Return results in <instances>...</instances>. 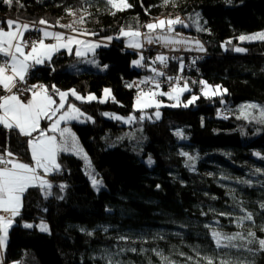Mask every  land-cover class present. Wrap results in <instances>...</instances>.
<instances>
[{"label":"trees","instance_id":"obj_1","mask_svg":"<svg viewBox=\"0 0 264 264\" xmlns=\"http://www.w3.org/2000/svg\"><path fill=\"white\" fill-rule=\"evenodd\" d=\"M128 3L132 7L108 11L107 0H0L4 30L8 20L26 21L30 29L24 37L35 33L41 39V29H60L61 20L74 15L70 25L76 31H63L108 42L88 57L101 70L59 51L27 73L26 82L41 83L52 96L53 86L96 96L91 103L69 98L90 118L69 125L90 167L76 155L60 154V169L48 179L51 194L39 188L24 194L20 214L0 247L3 263L108 264L110 256L118 264H165L162 257L173 264H207L208 257L214 264H264L258 244L264 239V124L257 122L259 109L247 110L256 120L242 111L247 104L264 108V40L238 39L264 31V0ZM177 16L184 24L176 25L175 32L199 40L204 57L185 77L180 76L185 60L169 61L165 77L154 76L152 62L126 47L121 30L141 32L153 20ZM237 47L245 51L236 52ZM138 59L142 66L133 64ZM153 76L157 81L177 76L191 91L183 98H199L188 107L136 110L133 81ZM201 80L227 91L204 97ZM105 89L110 96L103 99ZM157 110L159 119L153 118ZM130 116L136 119L125 122ZM8 152L30 161L26 138L0 127V155ZM90 172L103 188H93ZM248 213L252 220L242 219ZM42 224L48 231L40 230ZM213 231L240 233L245 239L231 242L237 248H217ZM249 232L255 234L252 243Z\"/></svg>","mask_w":264,"mask_h":264},{"label":"snow or ice","instance_id":"obj_2","mask_svg":"<svg viewBox=\"0 0 264 264\" xmlns=\"http://www.w3.org/2000/svg\"><path fill=\"white\" fill-rule=\"evenodd\" d=\"M165 2L167 3V0H165ZM5 3L11 4V0H5ZM107 3L116 11H123L132 7V5L128 3V0H107ZM69 14L72 13L70 12ZM112 14L115 15V12ZM39 23L47 24V21L40 20ZM183 24V20H181L178 16L176 18L157 19L155 22L148 23L143 26L148 29V32L146 33H141L139 30L125 31L122 29L121 35L128 38L127 46L134 49L142 47L141 37H143L147 43L160 41L163 42L165 46H168L170 44L185 42L182 40H176L171 36V33L175 31V26ZM7 25L10 29L9 31H5L3 28H0V56L8 58L0 63V86H2L4 91L9 93L8 95L0 96V126H3L9 131L17 130L20 135L30 138L33 137V133L38 132L39 135L28 140L33 160L32 165L18 161L13 157L11 152L6 153L7 157H12L10 159L6 158L5 155H0V213H3L0 214V247H3L6 244L8 231L14 222V218L20 214L24 194L30 188H39L45 193V195L51 194L50 190L52 188V184L45 179L44 176L54 171H59L60 165L57 163L58 153L72 150L74 153L79 154L83 151L79 147L76 137L71 132L70 128L60 127L61 122L67 123L68 121L76 120L80 116H83V113L79 110V108H76L70 103L67 108H65L67 103L66 97H68L69 92H61L53 86V91L60 97L59 103H57V101L53 99V96L49 94L48 90L44 88L43 85H34L29 89H20L18 88V84L26 82L27 73L33 64H41L44 63L45 60L50 61L52 56L61 49H65L69 54H72L73 45H75V55L77 57L84 58L87 56L88 52H92L94 54L95 50L101 47L100 43L80 40L72 35L65 36L61 33H50L43 29L40 30L43 32V37L53 39L56 42L54 44H45L44 39H39L37 41H33L31 45H29L23 40L24 32L30 29L28 24L21 25L16 21L8 20ZM61 27L72 29V25H61ZM72 30L76 31V29ZM79 34L84 35L85 33L81 32ZM107 39L110 41L112 38L108 37ZM238 39L242 42L255 39L264 40V32L257 33L252 36L241 35ZM195 44L198 50H204L199 41H196ZM28 47H30V51L25 52L24 49ZM13 49H15V51H13ZM235 51L244 52L245 49L237 47L235 48ZM142 59L143 57H141V60ZM141 60L134 61V63L137 66H142ZM156 60L165 67L167 66V57L159 55L156 57ZM86 62L95 63V61ZM97 66L99 67V65ZM153 71L156 72V75H164L162 71H157L156 69H153ZM148 82V80L142 81V83ZM152 82L155 83L157 89L160 87L158 82ZM193 83H195V81ZM200 84L203 85L202 92L205 96L217 94L222 95L227 91L226 89L221 90L219 86L213 88L203 80L200 81ZM128 86L131 87L132 85ZM37 87L42 89V91H36L35 89ZM13 89H16L15 93L13 92ZM22 91L31 92V98L27 100V102L21 100L20 96L17 94ZM104 91L106 96L110 95L109 89H105ZM185 91H190L187 83H185L183 87L173 88L170 93L153 92L151 89H149L148 92L141 91L136 98L135 108L142 110L143 108L156 107L159 109L161 102L155 99L157 95H167L169 99L175 100L176 103L171 106L176 107L180 103V95ZM70 94L77 100L81 101H91L96 99L95 96L91 95L83 97L74 89L70 90ZM198 98L199 97L195 95L192 96L191 99L184 104V107H187ZM100 102L103 103L104 100H101ZM248 109H259L260 118L257 122L264 124V108H259V106L255 104H247L243 106L242 111L244 117L256 120V117L253 116L251 112L247 111ZM58 112H60L61 115H59V117L51 124L48 131L59 133V140L56 135H47L45 130L40 128L42 118L51 120ZM155 116L156 119L160 118V112L158 110L156 111ZM114 118L117 120L122 119L119 116ZM143 118V116L140 117L141 120ZM135 119V117L130 116L125 122L130 123ZM177 135H181V133L178 132ZM84 158L87 160L86 155ZM261 158L264 159V157ZM148 163H152L151 158H149ZM88 165L90 167V161L88 162ZM41 172L43 175L40 174ZM89 174L92 178L93 187L99 190L102 186L101 182L97 180L94 175L91 173ZM65 187L66 186L63 184L60 185L61 190ZM262 207H264V205H262ZM242 219L252 220L251 213H248ZM24 226L32 227L30 224H25ZM40 230L45 232L48 231L47 225L42 224L40 226ZM89 235H91V233H89ZM212 236L216 242L217 248H237L239 246L231 242L237 239H245V237L240 233L235 235H225L220 232L213 231ZM248 236L253 238L252 240H249L248 243H252L253 240H255V234L249 232ZM222 241H228V243H223ZM258 244L260 246V250L264 251V239L258 240ZM248 250L251 251V249ZM157 254L160 255L159 253ZM162 259L165 261V264H173V262L169 261L167 257H162ZM206 259L207 264H214L211 257ZM107 260L108 264H118V262H114L110 256L107 257ZM220 264H233V261L222 260ZM238 264H243V262H238Z\"/></svg>","mask_w":264,"mask_h":264},{"label":"rangeland","instance_id":"obj_3","mask_svg":"<svg viewBox=\"0 0 264 264\" xmlns=\"http://www.w3.org/2000/svg\"><path fill=\"white\" fill-rule=\"evenodd\" d=\"M173 2H174V0H167V3L165 2V0H163V3H162V5L163 6H177V4H173ZM110 10H115V9H113L112 7H111V5H110V8H108V11H110ZM116 11V10H115ZM74 18V15H71L70 16V18H65V19H62L61 21V23H60V25L58 26V28H60V29H55L54 31H57V32H55V33H61V34H63V35H65V36H68V35H72V36H75L77 39H80V40H86V41H90V42H93V43H100L101 44V46H104V44L106 45V44H108V42H104V41H94V40H92V39H90L89 38V35L87 36L86 34H84V35H80L79 33H81V32H79V31H77V32H70V31H63L66 27H61V25H70L71 24V19H73ZM174 18V17H173ZM162 19H166V18H162ZM156 20H153L152 22H155ZM16 22H18L19 24H21V25H23V24H28L29 25V23L28 22H26V21H22V22H20V21H16ZM151 22V23H152ZM63 29V30H62ZM10 29H7V30H5V31H9ZM45 31H48V28L47 29H45ZM146 32H148V29H146V28H143V30L141 31V33H146ZM261 32H264V31H260V32H257V33H261ZM51 33H53V32H51ZM257 33H251V34H249V35H245V36H252V35H255V34H257ZM176 34V32L174 31L173 33H171V35L173 36V35H175ZM120 36H122V35H120ZM41 39H48V40H52L53 41V44L56 42L55 40H53V39H50V38H44V37H41ZM141 39V42H142V45L144 44V45H146L147 44V42L143 39V37H141L140 38ZM174 39H176V40H182V41H185L183 44H192V46L194 47V48H196V44H195V42L197 41V39H193V38H191V37H188V36H183V35H181L180 33L179 34H177V38H174ZM23 40L25 41V37H24V34H23ZM126 40L128 41V38L126 37ZM260 40H262V39H255V40H251V41H243V42H247V43H250V42H259ZM105 41H109L108 39H106ZM18 42V41H17ZM242 42V41H241ZM104 43V44H103ZM156 43L157 44H160V41H156ZM161 45V44H160ZM163 46H165V45H163ZM81 47H83V46H81ZM167 47V46H166ZM29 48V47H28ZM28 48H25L24 49V51L25 52H28V51H30V49H28ZM140 48H142V47H140ZM139 48V49H140ZM168 49H169V51H171V52H174V51H177V52H180L181 50H173V49H170L169 47H167ZM98 49V48H97ZM96 49V50H97ZM134 49V48H133ZM139 49H137V50H139ZM75 50H76V46L75 45H73V54H74V56L75 57H77L76 55H75ZM13 51H15V49H13ZM60 51H65L66 53H67V50H65V49H61ZM186 52V51H185ZM184 52V53H185ZM186 53H194V52H186ZM198 53H203L204 54V52L203 51H201V52H198ZM93 53L92 52H88L87 53V56L86 57H84L83 59H85L86 61H95V63H88V62H86V63H88V65H91L92 67H97L98 68V70H101L102 68L99 66H97V65H99V63H97V61L95 60V59H93L92 57H90L89 59H88V57L90 56V55H92ZM55 55V54H54ZM53 55V56H54ZM52 56V57H53ZM138 56L141 58V57H143L142 55H139L138 54ZM78 58V57H77ZM81 58V57H80ZM139 60V59H138ZM169 60V59H168ZM46 61V60H45ZM0 63H2V59L0 58ZM30 63H31V61H30ZM42 64V63H41ZM41 64H33V66L35 67L36 65H41ZM134 65H136L135 63H133ZM168 72V71H167ZM154 76H156L155 74H154ZM154 76L152 77V78H143L142 80H139V81H145V80H148V81H150V82H152V81H156V82H158L160 85L163 83V80H159V81H157V80H155V79H153L154 78ZM164 77H165V75H164ZM177 77V76H176ZM176 77L175 78H168L167 80L169 81V82H174L175 80H173V79H176ZM182 77H184V76H182ZM181 77V78H182ZM188 77V76H187ZM177 82V83H176ZM176 84H175V86H173V88H178V87H183L184 85H182L183 84V82L179 79H177L176 80ZM152 84L154 85L155 83H153L152 82ZM188 85V84H187ZM45 87V86H44ZM155 87V86H154ZM46 88V87H45ZM172 88V89H173ZM188 88H189V86H188ZM213 88H215V87H213ZM47 89V88H46ZM172 89L169 91V93L170 92H172ZM190 89V88H189ZM202 89H203V87H202ZM202 89H201V91H202ZM221 89V88H220ZM48 90V89H47ZM221 90H223V89H221ZM37 91V90H36ZM48 92H49V90H48ZM61 92H63V91H61ZM154 92H162V90H160V89H155V91ZM187 92H191V91H185V92H183L181 95H180V97H179V100H180V103L178 104V106H182V107H184V104L188 101V100H190L191 99V97L192 96H194L193 94H191V95H188L186 98H183V96H184V94H187ZM202 94H203V92H202ZM69 95H70V97L72 96L71 94H70V91H69ZM69 95H68V97H69ZM91 96H95V95H93V94H90ZM90 95H86V96H83V97H88V96H90ZM110 95H105V91H104V93H103V96H102V98L103 99H106L107 97H109ZM158 97L160 96V95H157ZM196 96V95H195ZM204 97H209V96H205V95H203ZM214 96H218V97H220L221 96V94H217V95H212V97H214ZM54 97V100H55V97H59V95L57 96V94L55 93V95L53 96ZM68 97H66V101H67V103H66V105H65V108H67V106H68V104L70 103V104H72V105H74L76 108H78L77 107V105L74 103V102H72V101H69V100H67L68 99ZM74 97V96H73ZM96 97V96H95ZM198 97V96H197ZM75 98V97H74ZM60 99V98H59ZM76 99V98H75ZM166 99L168 100V101H164V100H161V101H159V102H161V106L160 107H165L166 105L167 106H170V107H172L171 105H173V104H175L176 103V101L175 100H173V99H169L168 98V96L166 97ZM77 100V99H76ZM96 99H94V100H91V101H95ZM78 102H80L81 100H77ZM91 101H87V100H84V101H82V102H86V103H91ZM57 103H59V100H58V102ZM194 103V102H193ZM135 104H136V101H134V108H135ZM192 104V103H191ZM190 105V104H189ZM188 105V106H189ZM187 106V107H188ZM177 107V106H176ZM176 107H173V108H176ZM152 108H155L156 109V107H148V108H143L141 111H145V110H148V109H152ZM136 110H140V109H137V108H135ZM80 110V109H79ZM61 111H63V110H61ZM81 111V110H80ZM82 112V111H81ZM156 113V112H155ZM155 113H153L154 114V117L153 118H156V116H155ZM56 114H58V115H61V113L60 112H58V113H56ZM105 116H107V117H110L108 114L106 115L105 114ZM148 117V119H151V116L150 115H148L147 116ZM88 120H90L89 119V117H86L84 114H83V116H80L78 119H76V120H71V121H68V122H75V123H78V124H84V123H86ZM76 137V136H75ZM78 142V141H77ZM78 144H79V147L81 148V145H80V143L78 142ZM82 149V148H81ZM83 150V149H82ZM73 152V151H72ZM75 155L76 156H78V157H80L81 159H84V161L86 162V165H87V167H89V165H88V162H89V160L87 159V160H85V158H84V156L86 155V153L84 152V150L82 151V153H79V154H76L75 153ZM86 157H87V155H86ZM89 169V168H88ZM91 173V172H90ZM41 174V173H40ZM89 174V173H88ZM92 174V173H91ZM42 175V174H41ZM50 175H51V173H50ZM93 175V174H92ZM205 175L206 176H210L208 173H205ZM95 176V175H94ZM88 178H89V181L91 182V184H92V178H91V176H90V174L88 175ZM95 178L97 179V180H99L96 176H95ZM100 181V180H99ZM101 182V184H102V186L99 188V189H101V188H103V183H102V181H100ZM93 186V185H92ZM94 188V187H93ZM95 189H97V188H95ZM3 214V213H2ZM9 231H10V229H9ZM8 231V232H9ZM8 240V239H7ZM7 240H6V242H7ZM5 246V245H4ZM3 246V247H4ZM2 247V248H3ZM0 264H4L3 263V261H2V255H1V253H0Z\"/></svg>","mask_w":264,"mask_h":264},{"label":"built area","instance_id":"obj_4","mask_svg":"<svg viewBox=\"0 0 264 264\" xmlns=\"http://www.w3.org/2000/svg\"><path fill=\"white\" fill-rule=\"evenodd\" d=\"M40 37L37 36L35 33H32L31 35H29L28 37L25 38V42H27L29 45H31V43L33 41H37L39 40ZM45 44H53L52 40H48L45 39L44 40ZM30 49V47L28 48ZM136 52H138L139 55H142L145 59L150 60L152 62V70L156 69L157 71H162L165 75V73L167 72V68H168V64L169 61H175V60H185V64H184V69L183 71H181L180 76H186V74L190 73V72H195L196 71V64L198 62H200L204 57L203 53H184L182 51L177 52H171L169 51V49L166 46L157 44L156 42L153 43H147L146 45H142V48H140L139 50H136ZM159 55H163L165 57H167L166 60V67L164 65H162L159 61L156 60V57ZM169 59V60H168ZM156 75V72H154ZM163 76H159L156 75L158 77H164ZM174 82H169L167 79H165L163 81V83L160 85V87L158 89L162 90V92L165 93H169V91L173 88V86H175V84L177 83L176 79ZM179 80V78H178ZM176 82V83H175ZM42 85L41 83L37 82L35 84V86H40ZM32 86H34V84H29L28 82L25 83H19L18 84V88L20 89H29L32 88ZM155 84L153 85L152 82H148V83H142L139 80L133 81V88L135 91V94L138 95L141 91L143 92H148L149 89H151L153 92L155 91L156 86ZM45 88V87H44ZM157 89V90H158ZM35 90L37 91H42V89H40L39 87H37ZM14 93L16 92V89H14L13 91ZM20 96V99L27 102V100L30 99L31 96V92L30 91H22L20 93H17ZM4 95H8V93L6 91H4L3 89L0 88V96H4ZM167 95H163V96H156L155 99L157 101L166 99ZM2 214V213H0Z\"/></svg>","mask_w":264,"mask_h":264},{"label":"crops","instance_id":"obj_5","mask_svg":"<svg viewBox=\"0 0 264 264\" xmlns=\"http://www.w3.org/2000/svg\"><path fill=\"white\" fill-rule=\"evenodd\" d=\"M48 32H53V33H55V32H57V31H54V30H49L48 29ZM177 34H179V33H176L175 35H171L173 38H177ZM40 36L41 37H43V32H40ZM197 41H199V40H197ZM127 43H128V41H127ZM127 43H126V47L128 48V49H131L130 47H128L127 46ZM199 43H200V45H202L201 44V42L199 41ZM160 44L161 45H164L163 44V42H160ZM167 47H169L170 49H173V50H181L182 52H194V53H196V52H201L200 50H198L197 48H194L193 46H192V44H183V43H178V44H170V45H168ZM137 49H139V48H137ZM137 49H134V50H137ZM189 49H191V50H189ZM204 49V48H203ZM57 53V52H56ZM55 53V54H56ZM0 58H2V62L3 61H5V60H7L8 58L7 57H3V56H0ZM0 88L1 89H3L2 88V86H0ZM13 91H14V89H13ZM9 94V93H8ZM50 94V93H49ZM57 96H58V94H57ZM73 97V96H72ZM30 98H31V96H30ZM60 97H55V100L58 102V100H60L59 99ZM69 98H70V95H69V97H68V99L67 100H69ZM53 99H54V97H53ZM59 117V115L58 114H56L55 116H53L52 117V119L51 120H49V119H46V118H42L41 119V122H40V128L41 129H43V130H45V132H46V134L47 135H56L57 136V138H58V140H59V133H53V132H51V131H48V129L50 128V126H51V124L57 119ZM73 121V120H72ZM70 123H73V122H67V123H65V122H61V125H60V127L61 128H63V127H68V128H70ZM0 127H3V126H0ZM4 128V127H3ZM71 130V129H70ZM71 132H72V130H71ZM73 133V132H72ZM39 135V133L38 132H36V133H33V137H31V138H35L36 136H38ZM23 136V135H22ZM24 138H26V141H27V145H28V148H29V152H30V161H28V163L27 164H29V165H32L33 164V160H32V156H31V150H30V147H29V144H28V140L29 139H31L30 137H26V136H23ZM77 141H78V139H76ZM69 154V155H71V154H73V155H75V153L74 152H72V150H69V151H63V152H60V153H58V156H57V163L59 164V162H58V159H59V156H60V154ZM6 158H12V157H6ZM16 159V158H15ZM18 161H20V162H23L21 159H17ZM23 163H25V162H23ZM41 174L43 175V173L41 172ZM52 174V173H51ZM50 174H48V175H46V176H44V178L45 179H49L50 178Z\"/></svg>","mask_w":264,"mask_h":264}]
</instances>
